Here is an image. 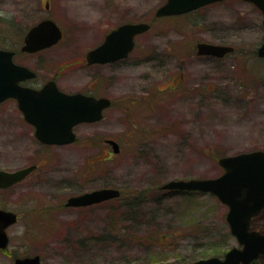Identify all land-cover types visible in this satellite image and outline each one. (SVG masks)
<instances>
[{
	"label": "rangeland",
	"instance_id": "obj_1",
	"mask_svg": "<svg viewBox=\"0 0 264 264\" xmlns=\"http://www.w3.org/2000/svg\"><path fill=\"white\" fill-rule=\"evenodd\" d=\"M164 2L0 0V49L16 51L14 62L35 72L27 86L39 89L53 79L64 92L95 89L112 100L101 122L76 126V141L65 146H43L15 100L0 104V170L38 165L19 187L0 192V207L19 215L7 229L0 264L34 255L43 264H192L238 246L227 207L216 197L159 188L171 180L216 178L223 173L219 158L264 151V59L255 53L264 41L261 18L237 0L155 18ZM46 18L63 39L22 53L25 33ZM140 22L151 27L126 59L86 65V53L110 30ZM199 42L235 52L197 56ZM105 139L120 152L113 154ZM101 188L125 194L64 208L69 196ZM252 227L264 233V209Z\"/></svg>",
	"mask_w": 264,
	"mask_h": 264
},
{
	"label": "water",
	"instance_id": "obj_2",
	"mask_svg": "<svg viewBox=\"0 0 264 264\" xmlns=\"http://www.w3.org/2000/svg\"><path fill=\"white\" fill-rule=\"evenodd\" d=\"M223 0H165L155 11V18L181 16L201 7ZM254 4L264 16V0H242ZM47 8V5H46ZM264 27V18H263ZM150 29V24L124 23L110 30L102 43L86 54L88 65L107 64L126 59L134 49L135 38ZM62 38L60 27L51 19H43L26 33L21 52L33 54L56 45ZM233 52V47L205 42L196 44L198 56L223 58ZM15 52L0 49V104L15 99L24 120L34 127V136L45 145H67L75 142L73 127L82 123H96L102 119V111L109 108L107 98H93L81 93H64L54 80L40 89L21 86L34 79L36 74L22 65L15 64ZM257 55L264 59V44ZM112 152L120 147L114 140L107 141ZM223 173L216 178L171 180L160 189L176 192L210 194L227 207L225 220L230 234L238 246L229 249L222 257L199 259L192 264H251L264 255V234L250 230L253 217L264 209V151L244 152L218 159ZM35 166L15 171L0 170V189L11 187L27 176ZM116 188H101L69 197L65 207H89L117 199ZM17 223L14 212L0 209V250L9 245L7 228ZM13 264H42L38 255L17 257Z\"/></svg>",
	"mask_w": 264,
	"mask_h": 264
},
{
	"label": "flooded vegetation",
	"instance_id": "obj_3",
	"mask_svg": "<svg viewBox=\"0 0 264 264\" xmlns=\"http://www.w3.org/2000/svg\"><path fill=\"white\" fill-rule=\"evenodd\" d=\"M224 1V0H223ZM222 1V2H223ZM237 1H240V2H243V3H247V4H249V5H251L252 7H254V9L258 12V14H259V16H260V18H261V22H260V27H261V29H262V32L264 33V27H263V18H264V16H263V14H262V12L259 10V8L258 7H256L254 4H252V3H249V2H246V1H242V0H237ZM217 3H221V2H217ZM213 4H216V3H213ZM210 5H212V4H210ZM207 6H209V5H207ZM204 7H206V6H204ZM204 7H202V8H204ZM202 8H199V9H197V10H195V11H192V12H190V13H194V12H196V11H198V10H200V9H202ZM189 13V14H190ZM26 34V33H25ZM25 36V35H24ZM64 36V34H63V31H62V37ZM23 39H24V37H23ZM63 39V38H62ZM104 39V38H103ZM22 42H23V40H22ZM101 44V42L98 44V45H100ZM262 44H264V41L263 42H261L260 43V45L258 46V48L262 45ZM97 45V46H98ZM97 46H95V47H97ZM231 46V45H230ZM94 47V48H95ZM258 48H257V50H258ZM257 50H256V55H257ZM235 52V47H233V52H231V53H229V54H233ZM17 53L15 52V55H16ZM15 55H14V57H15ZM228 55V54H227ZM226 55V56H227ZM201 57H212V56H201ZM225 57V56H224ZM223 57V58H224ZM257 57H258V55H257ZM212 58H215V57H212ZM258 58H260V57H258ZM217 59H221V58H217ZM260 59H263V58H260ZM86 63V62H85ZM115 62H113V63H107V64H93V65H88V64H86L87 66H106V65H112V64H114ZM51 80V79H50ZM56 82V81H55ZM24 85H27L26 83H24ZM62 91V90H61ZM67 93V92H66ZM69 93V92H68ZM73 93H75V92H73ZM78 93H81L82 95H85V96H88V97H93V98H107V99H109L110 100V102H111V105H110V107L109 108H107V109H105V110H103L102 111V119L99 121V122H101L103 119H104V114H105V112L107 111V110H109L110 108H111V106H112V100L110 99V97H108L107 95H104V94H99V93H97L96 92V90L95 89H87V90H84V91H78ZM15 100V99H14ZM15 102H16V104H17V109L19 110V112L21 113V111H20V109H19V107H18V102H17V100H15ZM132 103H133V101L131 102V105H132ZM135 104V103H134ZM21 115H22V113H21ZM22 118H23V115H22ZM24 120V119H23ZM24 122H25V120H24ZM99 122H96V123H99ZM26 123V122H25ZM26 124H28V123H26ZM29 125V124H28ZM29 126H31V125H29ZM78 126V125H77ZM32 127V126H31ZM33 128V127H32ZM76 128V126L73 128V131H74V129ZM75 133V135H76V132H74ZM108 140H110V139H105L104 140V142L107 144V145H109V147L111 148V145L107 142ZM73 144V143H72ZM43 146H45V145H43ZM63 146H65V145H63ZM29 166H35V168L27 175V176H25L21 181H19V182H17V183H15L14 185H12L11 187H13V186H16V187H19L22 183H24L25 181H26V179L28 178V176L31 174V173H33L37 168H38V165L37 164H32V165H29ZM29 166H26V167H29ZM22 168H25V167H22ZM22 168H19V169H22ZM19 169H17V170H19ZM15 171V170H14ZM8 188H10V187H8ZM8 188H6V189H8ZM3 190H5V189H0V192H3ZM86 192H88V191H86ZM83 193H85V192H83ZM83 193H80V194H83ZM80 194H78V195H80ZM73 196H77V195H73ZM73 196H69V197H73ZM68 197V198H69ZM67 198V199H68ZM67 199H66V201H67ZM65 201V202H66ZM65 202H64V204H65ZM64 206V208H73V207H65V205H63ZM92 206H96V205H92ZM92 206H89V207H92ZM82 208H86V207H80V208H73V209H82ZM88 208V207H87ZM0 209H4V208H2V207H0ZM7 210V209H6ZM10 211V210H9ZM12 212H14V211H12ZM15 214H16V216H17V221L19 220V215H18V213L17 212H14ZM261 213V212H260ZM259 213V214H260ZM259 214L257 215V216H255V217H253L252 218V220H251V223H250V230H252V231H257V232H259V233H262V232H260V231H258V230H255L253 227H252V224H253V222H254V220H256L257 219V217L259 216ZM9 228V227H8ZM7 228V229H8ZM262 234H264V233H262ZM9 237V236H8ZM9 243H10V240H9ZM1 251H3V250H1ZM25 257H28V256H25ZM262 257H264V255H262V256H260L258 259H260V258H262ZM16 258V257H15ZM258 259H256L255 261H253L251 264H253L254 262H256Z\"/></svg>",
	"mask_w": 264,
	"mask_h": 264
},
{
	"label": "trees",
	"instance_id": "obj_4",
	"mask_svg": "<svg viewBox=\"0 0 264 264\" xmlns=\"http://www.w3.org/2000/svg\"><path fill=\"white\" fill-rule=\"evenodd\" d=\"M124 194H125V193L121 191V195H120V198H119V199H121V198L124 196ZM138 196H139V195H138ZM111 236H112V235H109V237H111ZM84 244H85V247H87V244H86V243H84ZM253 264H255V262H254Z\"/></svg>",
	"mask_w": 264,
	"mask_h": 264
}]
</instances>
